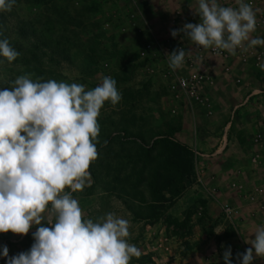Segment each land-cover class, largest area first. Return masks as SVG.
Returning a JSON list of instances; mask_svg holds the SVG:
<instances>
[{"label": "rangeland", "instance_id": "obj_1", "mask_svg": "<svg viewBox=\"0 0 264 264\" xmlns=\"http://www.w3.org/2000/svg\"><path fill=\"white\" fill-rule=\"evenodd\" d=\"M218 2L238 6L236 0ZM15 5L12 13L29 33L36 30L40 43L37 73L21 67L19 76L86 90L112 77L122 97L100 110L98 158L87 186L72 193L83 218L112 212L128 220V242L141 250L130 264H224L229 247L237 264V254L251 248L264 227V46L246 42L230 54L204 49L183 32L173 38V30L200 22L197 0ZM252 7L257 25L250 39L264 38V0ZM180 48L185 62L172 70L167 55ZM1 62L0 87H11L19 76L5 71L12 62ZM183 76H197L195 98L177 86ZM168 142L190 150L188 167L166 149ZM256 188L263 194L252 201L248 193ZM227 206L240 207L241 216L228 215ZM37 227L26 235L0 233V249L7 246L9 257L28 251ZM6 259L0 256V264ZM259 259L264 264V257L254 262Z\"/></svg>", "mask_w": 264, "mask_h": 264}, {"label": "clouds", "instance_id": "obj_2", "mask_svg": "<svg viewBox=\"0 0 264 264\" xmlns=\"http://www.w3.org/2000/svg\"><path fill=\"white\" fill-rule=\"evenodd\" d=\"M236 2L230 7L197 0L200 22L184 24L172 37L183 32L204 49L230 54L246 42L249 48L264 46V38L250 39L257 25L250 0ZM15 3L0 0V12ZM19 55L8 39H0V58L11 63ZM185 56L184 48L168 54L169 67L180 68ZM121 99L116 80L107 76L91 90L29 75L0 87V233L26 235L38 226L28 251L9 257L7 246L0 249L6 264H130L140 257L141 250L128 242V220L112 212L85 219L72 195L87 186L90 164L98 158L100 110ZM257 257H264V227L256 230L251 248L237 254V264H254ZM223 261L232 264L230 247Z\"/></svg>", "mask_w": 264, "mask_h": 264}, {"label": "trees", "instance_id": "obj_3", "mask_svg": "<svg viewBox=\"0 0 264 264\" xmlns=\"http://www.w3.org/2000/svg\"><path fill=\"white\" fill-rule=\"evenodd\" d=\"M13 7H16V5H14ZM5 38L8 39L10 45L20 53L19 56L22 55V65L19 66V64H16V61H13L11 64H8L9 66L7 65V67L10 69L4 70L6 72L11 71V74L17 73L18 76L21 75V67L30 72L37 73V58L39 57V55L36 53V51L39 49L40 43L36 30L33 29L31 30V33H29V31L24 27L23 21L16 16L15 12H0V39ZM29 52H32L29 58L23 56L25 54H28ZM2 59L4 60V58H0V67H2L1 65L4 64L3 62H1ZM166 149L170 153L175 154L177 157L181 158V165L188 167L190 161L186 160V162L184 158L185 156H190L189 158L192 157L190 150L186 146L174 142H168ZM182 161H185V163Z\"/></svg>", "mask_w": 264, "mask_h": 264}, {"label": "built area", "instance_id": "obj_4", "mask_svg": "<svg viewBox=\"0 0 264 264\" xmlns=\"http://www.w3.org/2000/svg\"><path fill=\"white\" fill-rule=\"evenodd\" d=\"M246 2H249V0H246ZM251 2V5L253 6L254 5V0H250ZM214 52H218L219 49H216V48H213ZM198 80H197V76H183V77H180L178 78V81H177V86L179 87L180 90L186 92V94L188 95V97H190L192 99L195 98V88H196V84H197ZM257 161V156L254 158V162ZM255 192L252 193V191L250 193H248V195L250 194V200L254 201L258 198V196L262 195L263 194V190L262 189H259V188H256L254 190ZM252 193V194H251ZM257 195V197H256ZM226 212L228 213V215H240L241 216V209L240 207L238 208H231L229 206H227L226 208ZM254 264H256L254 262Z\"/></svg>", "mask_w": 264, "mask_h": 264}, {"label": "crops", "instance_id": "obj_5", "mask_svg": "<svg viewBox=\"0 0 264 264\" xmlns=\"http://www.w3.org/2000/svg\"><path fill=\"white\" fill-rule=\"evenodd\" d=\"M262 259H259L257 262H256V264H262Z\"/></svg>", "mask_w": 264, "mask_h": 264}]
</instances>
